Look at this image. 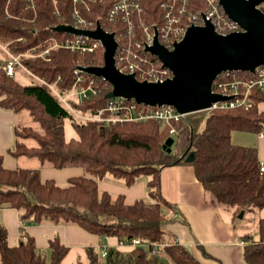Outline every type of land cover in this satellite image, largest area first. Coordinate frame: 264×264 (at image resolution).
Returning <instances> with one entry per match:
<instances>
[{
  "label": "trees",
  "instance_id": "16d2710c",
  "mask_svg": "<svg viewBox=\"0 0 264 264\" xmlns=\"http://www.w3.org/2000/svg\"><path fill=\"white\" fill-rule=\"evenodd\" d=\"M34 1L33 10L26 6V0H0V42L15 54L44 49L51 36H68L53 28L71 23V0H58L60 15L55 13L53 0ZM204 9L201 1L192 10ZM104 56V49L99 46L94 52L53 49L49 60L24 59L33 74H27L30 82L23 84L0 68V106L14 113L26 110L39 127L15 126L16 143L9 153L38 158L54 168L75 166L86 172L70 177L68 186H61L53 179L43 180L38 169L6 167L0 151V207L15 208L22 225L50 220L56 225L76 224L100 237H140L151 244L166 242L165 253L175 264H202L189 248L173 241L166 230V224L178 211L161 193V170L171 165H193L207 199L230 211L234 222L243 210L264 208V162L256 147L235 144L231 135L233 131L260 133L264 113L258 104L264 102V90L251 88L248 107L213 108L199 132L183 120L167 124L157 119L112 123L80 119L48 84L55 83L64 96L76 84L78 66L103 65ZM82 74L86 79L88 74ZM242 74L249 75L243 71ZM94 80L101 91L89 100H71L77 111L92 114L107 103L112 84L96 75ZM68 118L77 133L75 138L65 136L63 122ZM172 127L176 138L171 136ZM170 138L174 139L171 146ZM27 139L35 144L30 145ZM191 153L194 159L186 161ZM109 175L122 179L127 187L142 175L148 176L147 197L128 204L122 193L101 190L99 180ZM8 235L0 219V264H47L45 253L31 234L13 246L8 243ZM258 236L243 246L246 263L264 264L263 217L258 220ZM246 237L251 240L250 234ZM49 243V264H61L69 246L58 236ZM113 255L108 258L110 264L160 263L159 257L144 247L127 253L116 251ZM87 256L89 264H99L95 248L88 247Z\"/></svg>",
  "mask_w": 264,
  "mask_h": 264
},
{
  "label": "built area",
  "instance_id": "2783aa9c",
  "mask_svg": "<svg viewBox=\"0 0 264 264\" xmlns=\"http://www.w3.org/2000/svg\"><path fill=\"white\" fill-rule=\"evenodd\" d=\"M201 1L205 5L204 11L192 10ZM26 2V6L34 10L35 1L26 0ZM53 3L55 13L60 15L58 0H53ZM259 7L263 10L264 3L262 2ZM70 9L71 23H65L66 25L93 31L100 24L107 33L114 34L117 41L116 65L122 72L133 73L138 80H165L172 76V71L149 50L156 35L160 44L165 48L173 49L174 44L184 37L186 29L192 25L204 24V18L211 20L215 30L223 35L242 30L238 23L227 16L219 0H71ZM157 11L159 13H156ZM64 33L68 34L65 38L51 36L48 46L44 49L32 48L18 54L13 53L7 45L0 42L2 52L0 59L3 63L0 68L11 77H15L18 69H23L25 73L32 75L23 61L28 54L31 55L27 56L30 58L41 57L49 60L51 50L57 48L94 52L97 47H103L98 38L67 31ZM81 66L75 70L76 84L66 95L63 96L57 91L55 83L48 84L65 105L69 104L68 107L78 118L103 123L157 119L162 123L170 124L172 120H182L183 114L172 105L148 106L120 96L109 98L103 107L96 108L92 114L77 111L71 105L72 98L82 102L94 98L101 91L100 84L94 80L95 76L82 70ZM243 72L249 75L242 74V71H226L217 76L213 83V91L229 95L230 99L214 103L210 110L215 107L242 105L248 107L247 98L251 88L257 86L264 89V65L258 66L254 72ZM82 73L88 74L86 79ZM83 82L86 84L82 85ZM170 133H176L174 127L171 128ZM260 134L264 135V127ZM175 216H179L178 212ZM117 241V245L122 247L147 248L153 256H160L165 250L163 242L151 244L140 237L121 238ZM112 249V246L101 245L98 256L111 257L114 253Z\"/></svg>",
  "mask_w": 264,
  "mask_h": 264
},
{
  "label": "crops",
  "instance_id": "0c3cea01",
  "mask_svg": "<svg viewBox=\"0 0 264 264\" xmlns=\"http://www.w3.org/2000/svg\"><path fill=\"white\" fill-rule=\"evenodd\" d=\"M258 105L264 113V102H260ZM15 114L18 113L0 106V151L3 155V163L8 168L20 166L18 158L25 157L9 156L5 152L8 147H13L16 143L15 126H17V121L15 122V120H17V116ZM231 135L235 144L256 147L260 160L264 162L263 134L233 131ZM26 141L30 145L35 144L32 139ZM37 168H39L43 180L53 179L61 186H68L70 177L86 173L81 167L69 166L60 169L42 164L40 161ZM147 180L148 176L142 175L134 185L127 187L122 179L107 176L99 180V186L101 190L109 191L112 194L122 193L129 204L147 197ZM160 181L162 195L179 212L178 217H173V220L166 224V230L173 241L189 248L202 264H249L244 260L243 246L247 242L255 240V236L258 239V226L255 236L249 231L240 230L233 221L230 211L210 202L204 192L202 182L195 175L193 165L186 163L164 167L161 170ZM257 217L258 220L260 217L264 218V208L257 211ZM0 219L8 230V243L11 246L20 243L23 236L29 233L34 237L37 247L41 251H45L47 264L50 261L49 241L57 236L62 243L69 246L61 264H89L88 247L95 248L98 253L101 245L112 246L114 253L116 251L127 253L134 249L118 246V238L100 237L76 224L56 225L50 220H43L41 223L27 222L22 225L15 208L0 207ZM247 234H250L251 240L246 237ZM168 241L171 243V240H167V243ZM164 253L165 250L160 256H157L160 259L159 264H166L168 261L165 258L166 253ZM108 258L99 256V264H110Z\"/></svg>",
  "mask_w": 264,
  "mask_h": 264
},
{
  "label": "water",
  "instance_id": "95a60500",
  "mask_svg": "<svg viewBox=\"0 0 264 264\" xmlns=\"http://www.w3.org/2000/svg\"><path fill=\"white\" fill-rule=\"evenodd\" d=\"M264 0H219L227 16L242 30L221 34L212 21L192 25L173 49L165 48L155 36L149 50L172 71L165 80H138L133 73L122 72L116 65L117 41L100 24L96 29H76L71 25H58L53 30L85 34L101 40L104 47L103 65L81 66L82 70L100 76L112 84L108 97H126L148 106L172 105L181 114L210 110L214 103L227 101L229 95L213 91L217 76L226 71L254 72L264 65V11L259 7ZM174 139L170 138L171 146ZM191 153L186 161H192ZM242 217L245 211L240 212Z\"/></svg>",
  "mask_w": 264,
  "mask_h": 264
},
{
  "label": "rangeland",
  "instance_id": "374dc122",
  "mask_svg": "<svg viewBox=\"0 0 264 264\" xmlns=\"http://www.w3.org/2000/svg\"><path fill=\"white\" fill-rule=\"evenodd\" d=\"M0 55L2 56V52L0 50ZM27 56H31L30 54L26 55L24 57L25 60H27ZM2 63V60L0 59V65ZM28 73H25V71L23 69H18L15 75V79L19 82V83H28L30 82V78L29 75H27ZM75 100L72 98V101ZM71 101V100H70ZM67 106L69 104H66ZM208 109H201L199 111H193V112H189V113H185L182 117L183 121H186L188 123L191 124L192 129L194 132H199V130H202L204 125H205V119L209 114ZM17 116V120H15V122L17 121V126L18 127H24V126H32L35 128H39L38 124L32 121L31 116L29 115V112H27L26 110L19 112L18 114H15ZM63 126H65V136L66 138H75L77 137V133L75 131L74 126L71 123L70 118L65 119L63 122ZM172 137L176 138L174 134L171 135ZM12 147V146H10ZM8 147L5 152L7 155L11 156V154L9 153V148ZM14 148V146L12 147ZM171 150L168 149L167 152H170ZM19 161V165L20 166H27L29 169H38L37 165L39 162L38 158H31L28 156L25 157H20L18 158ZM111 177V176H108ZM104 179V178H102ZM257 211L260 210H248L244 213V215L242 217H240L241 213H239L236 216V220L235 222L237 223V226L240 230L243 231H249L251 234H253V236H255L256 232H257ZM257 237L255 236V239ZM191 251V250H190ZM43 252V251H42ZM45 252V251H44ZM165 254V253H164ZM165 258L168 259V261L166 262V264H175V262L172 260V258L169 256V254H165ZM164 259V258H163Z\"/></svg>",
  "mask_w": 264,
  "mask_h": 264
}]
</instances>
